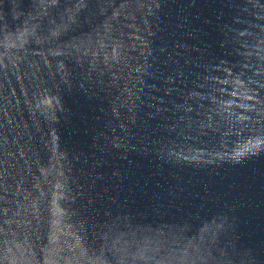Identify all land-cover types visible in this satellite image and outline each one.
<instances>
[{
    "label": "water",
    "instance_id": "obj_1",
    "mask_svg": "<svg viewBox=\"0 0 264 264\" xmlns=\"http://www.w3.org/2000/svg\"><path fill=\"white\" fill-rule=\"evenodd\" d=\"M0 264H264V0H0Z\"/></svg>",
    "mask_w": 264,
    "mask_h": 264
}]
</instances>
